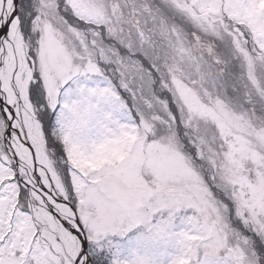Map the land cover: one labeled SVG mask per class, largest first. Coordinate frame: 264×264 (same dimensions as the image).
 Instances as JSON below:
<instances>
[{"label": "snow or ice", "instance_id": "1", "mask_svg": "<svg viewBox=\"0 0 264 264\" xmlns=\"http://www.w3.org/2000/svg\"><path fill=\"white\" fill-rule=\"evenodd\" d=\"M261 68L264 0H0V264H264V154L184 119Z\"/></svg>", "mask_w": 264, "mask_h": 264}, {"label": "rangeland", "instance_id": "2", "mask_svg": "<svg viewBox=\"0 0 264 264\" xmlns=\"http://www.w3.org/2000/svg\"><path fill=\"white\" fill-rule=\"evenodd\" d=\"M239 67L237 72H239ZM260 84L257 87L264 85V68L258 72ZM241 80L240 84L243 85ZM249 89L240 88L229 101V107L225 112H216L215 114H207L203 112L200 105L203 104L201 96H203V89L198 85L193 86L188 93L192 107L184 113L186 123H190L193 129H212L215 127L217 132L221 129L224 133L231 135L233 141L237 142L243 147L242 163L245 168L253 166L255 168L254 160L256 156L264 154V145L259 144L254 131L264 128V104L259 100H253L252 106L245 103L248 97ZM223 136H219L216 140V146L220 153L223 148L220 142ZM251 146V147H249Z\"/></svg>", "mask_w": 264, "mask_h": 264}, {"label": "clouds", "instance_id": "3", "mask_svg": "<svg viewBox=\"0 0 264 264\" xmlns=\"http://www.w3.org/2000/svg\"><path fill=\"white\" fill-rule=\"evenodd\" d=\"M250 169H253L254 170V167L253 166H250Z\"/></svg>", "mask_w": 264, "mask_h": 264}]
</instances>
